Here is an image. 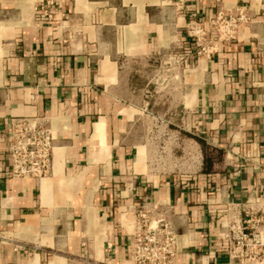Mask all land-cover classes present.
<instances>
[{
  "label": "crops",
  "instance_id": "obj_1",
  "mask_svg": "<svg viewBox=\"0 0 264 264\" xmlns=\"http://www.w3.org/2000/svg\"><path fill=\"white\" fill-rule=\"evenodd\" d=\"M238 11L197 54L188 24ZM263 100L264 0H0V264H134L140 210L175 235L167 264H250L221 234L264 230ZM15 119L52 132L42 179L11 176Z\"/></svg>",
  "mask_w": 264,
  "mask_h": 264
},
{
  "label": "built area",
  "instance_id": "obj_2",
  "mask_svg": "<svg viewBox=\"0 0 264 264\" xmlns=\"http://www.w3.org/2000/svg\"><path fill=\"white\" fill-rule=\"evenodd\" d=\"M50 5L51 2H46ZM46 18L45 6H40ZM243 11L226 18L211 20L206 29L196 20L187 26V36L198 48L197 54L210 53L217 42L235 39L238 27L247 21ZM264 114V100H263ZM10 145L8 156L10 173L15 178L46 177L51 171V156L54 137L50 129L39 126L30 119H15L10 122ZM135 231L132 236L130 260L134 264H167L175 255L176 237L171 228L158 220V226L149 225L147 212L140 210L135 216ZM221 238L231 260L239 263L264 264V230L259 221L234 219Z\"/></svg>",
  "mask_w": 264,
  "mask_h": 264
},
{
  "label": "rangeland",
  "instance_id": "obj_3",
  "mask_svg": "<svg viewBox=\"0 0 264 264\" xmlns=\"http://www.w3.org/2000/svg\"><path fill=\"white\" fill-rule=\"evenodd\" d=\"M178 150H180V152H181V155H185V154H189V152H190V148H189V146L188 145H186V144H183V145H181L180 146V148H178ZM173 151H174V148H171V147H168L167 148V153H173ZM173 160V159H172ZM184 162V158L182 159V162H180V163H183ZM180 163L179 164H177L176 166L177 167H179V168H181L180 166ZM168 164H171L172 166L174 165V162H171V163H168Z\"/></svg>",
  "mask_w": 264,
  "mask_h": 264
},
{
  "label": "trees",
  "instance_id": "obj_4",
  "mask_svg": "<svg viewBox=\"0 0 264 264\" xmlns=\"http://www.w3.org/2000/svg\"><path fill=\"white\" fill-rule=\"evenodd\" d=\"M196 139V141L203 147V143H202V141L200 140V139H198V138H195Z\"/></svg>",
  "mask_w": 264,
  "mask_h": 264
}]
</instances>
